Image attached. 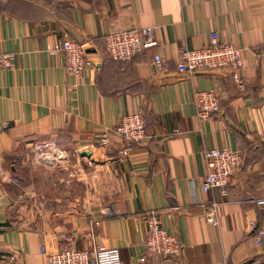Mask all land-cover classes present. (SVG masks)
<instances>
[{
  "label": "crops",
  "instance_id": "0c3cea01",
  "mask_svg": "<svg viewBox=\"0 0 264 264\" xmlns=\"http://www.w3.org/2000/svg\"><path fill=\"white\" fill-rule=\"evenodd\" d=\"M129 27H151L155 44L108 58L104 36ZM212 32L241 50L243 90L223 73L177 70L182 49ZM65 38L83 46L79 76L52 51ZM4 52L15 59L0 69V221L15 227L0 233V264H46L64 237L118 248L122 264H159L144 244L150 211L181 245L168 264H264V0H0ZM211 89L221 110L200 120L194 91ZM139 109L148 137L120 157L116 125ZM43 139L65 152L61 162L37 159ZM223 146L244 153L225 197L202 190L203 151ZM212 201L217 225L204 218Z\"/></svg>",
  "mask_w": 264,
  "mask_h": 264
},
{
  "label": "built area",
  "instance_id": "2783aa9c",
  "mask_svg": "<svg viewBox=\"0 0 264 264\" xmlns=\"http://www.w3.org/2000/svg\"><path fill=\"white\" fill-rule=\"evenodd\" d=\"M103 41L106 56L116 60H128L156 42L151 27L116 29L107 33ZM52 51L62 55L66 71L76 76L81 75L88 65L83 46L73 39H61L54 45ZM14 59V53H0V69L12 67ZM152 64L157 69H163L166 60L162 55L155 54ZM241 64V50L231 42H220L217 34L212 32L204 46L183 48L177 58L176 68L179 72L187 74L197 69L227 74L237 89L243 90L246 86V78L241 73ZM193 106L200 120L211 118L221 110L218 91L216 89L194 91ZM144 114V109H139L119 119L115 128V133L121 141L118 156H127L136 145L148 137ZM98 138L106 145L110 142L106 133H102ZM32 152L41 163L46 165L58 164L66 156L53 139L36 141L32 146ZM203 155L206 172L202 180V190L216 191L220 196L225 197L233 176L244 162L243 151L223 146L207 148L203 151ZM255 202L258 206H264V199H257ZM218 204V201H212L203 205L206 222L218 224ZM144 219L147 227L144 244L147 251L156 252L161 256L159 264L176 263L181 251V245L176 237L167 232L157 212L145 213ZM64 241L58 250L45 251L46 264H122L118 248L94 245L92 248L82 249L74 247L69 237H64ZM6 258L12 260L14 256L9 255ZM139 260L144 261L145 257L142 256Z\"/></svg>",
  "mask_w": 264,
  "mask_h": 264
},
{
  "label": "water",
  "instance_id": "95a60500",
  "mask_svg": "<svg viewBox=\"0 0 264 264\" xmlns=\"http://www.w3.org/2000/svg\"><path fill=\"white\" fill-rule=\"evenodd\" d=\"M81 155L90 156V152L86 150H80ZM15 227V224L10 222L9 218H6L4 221H0V233L5 230V228Z\"/></svg>",
  "mask_w": 264,
  "mask_h": 264
},
{
  "label": "trees",
  "instance_id": "16d2710c",
  "mask_svg": "<svg viewBox=\"0 0 264 264\" xmlns=\"http://www.w3.org/2000/svg\"><path fill=\"white\" fill-rule=\"evenodd\" d=\"M108 58H110V57H108ZM110 59H112V58H110ZM122 61V60H121ZM225 75H227V74H225Z\"/></svg>",
  "mask_w": 264,
  "mask_h": 264
}]
</instances>
